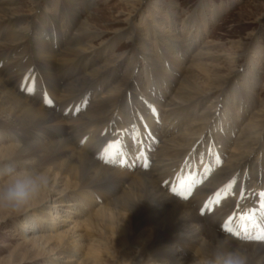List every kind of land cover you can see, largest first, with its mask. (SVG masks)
Segmentation results:
<instances>
[{
	"label": "bare ground",
	"instance_id": "obj_1",
	"mask_svg": "<svg viewBox=\"0 0 264 264\" xmlns=\"http://www.w3.org/2000/svg\"><path fill=\"white\" fill-rule=\"evenodd\" d=\"M17 1L0 0V20L6 19L0 22V159L20 162L21 168L32 160L33 167L47 172L49 187L28 203L37 209L53 200L57 212L70 207L79 213L86 228L82 236L92 241L88 262L110 264L121 247H129L127 253L135 254L129 264H197L205 251L227 239L230 250L242 247L250 264H264V240L248 236L255 232L251 224L264 227L259 195L264 192V107L258 108L254 55H248L244 70L237 69L232 62L241 43L234 41L230 69L207 62L214 56L213 41H204L212 20L201 22L194 13L176 29L177 0H120L129 25L107 30L112 33L107 39L92 15L83 16L95 0H32L29 10L15 6ZM161 2L167 18L158 9ZM49 6L55 7L51 13L43 11ZM24 21L28 27L18 29ZM124 39L131 48L121 57L116 50ZM32 63L48 82L34 81L30 74L23 83L17 81L21 74L7 72L13 66L25 71ZM71 67L73 76L64 78ZM26 83L34 84L33 92L23 88ZM132 107L133 121L120 116ZM92 142L97 151L109 148L104 160L113 167L91 158ZM118 144L124 147L117 153ZM184 172L191 175L181 179L194 181L190 198L168 189ZM218 194L226 211L221 202L211 203ZM223 213L229 214L232 234L225 223L220 233L205 226L208 215ZM41 239L68 244L73 256L80 252L63 232ZM103 244L113 253L101 249Z\"/></svg>",
	"mask_w": 264,
	"mask_h": 264
},
{
	"label": "rangeland",
	"instance_id": "obj_2",
	"mask_svg": "<svg viewBox=\"0 0 264 264\" xmlns=\"http://www.w3.org/2000/svg\"><path fill=\"white\" fill-rule=\"evenodd\" d=\"M31 1L32 0H18L15 3V6L23 8L25 10H29L30 7H34L35 4H32L33 1ZM161 1L166 4L170 2V0ZM177 1L179 5L178 10L180 15L176 29H180L182 19L194 13H197L198 16L200 15L199 19H201V22L207 19L212 20L211 25L208 27L207 31L205 30L206 35L204 41H213L214 46L211 48L210 52H214V56L206 57L205 60L207 62L213 65L221 64L226 68L225 71L230 69V66H227V63L231 61L228 58L233 54V50L235 49V47H233L235 46L234 41H240L241 43V47L238 49L237 53H244V55L239 58L237 56V53H235L234 55L236 59L233 60L232 65H237V69L244 70L246 65H248V55H254V58H256L257 60L260 72V74L258 75L259 86L256 89V93L258 95L257 100L261 105H258V108H261L262 106L264 107V0ZM119 2L120 0H95L94 4L83 15L84 17L92 15L95 18L94 21L100 25L99 29H101L98 31L103 32V34L105 35L103 38L107 39L111 37L112 33L108 31L109 29L110 31H112L117 25H129V22L126 21V18L128 17L125 12L126 10L123 6L119 5ZM164 3L161 2L158 5V9L161 8L160 14L163 15L164 18H167L165 12L166 5ZM54 8V6H49L46 8L43 7V11L51 13V9ZM5 21L6 19L0 20V22ZM22 23L18 25V29H26L28 27L25 21ZM62 38L65 39L64 37ZM103 38L96 41L98 46H100L99 43L101 40H103ZM52 41L56 44V46L60 45L59 40L58 44L56 43L57 40L55 37L52 38ZM251 45H253L254 47H251ZM118 46H121V50L118 51L117 49L116 52H119V56L122 57L128 54H124L123 52L130 50L131 43L124 39L119 42ZM255 48L257 51L252 52L255 51ZM193 50H190L191 52L186 57L185 62L181 64L182 66L180 68V72L183 71L182 67L188 66L191 63V57L194 53H196L197 48ZM247 50L249 51L248 54L246 53ZM119 56L117 57L120 58ZM0 62L2 63V65L4 64L3 60H1ZM22 68L23 66H13L10 67L7 72L9 75L15 72L21 74V77L17 81H22L23 83L30 74H33V76L29 78H33L34 81L37 80L44 83L48 82L46 77L36 66V64L32 63V65L28 66V69L25 71H23ZM71 69L72 67L66 70L64 78L67 79L70 76H73ZM29 87L34 88V84L26 83L23 86V88L26 89H28ZM47 88L48 87H46V89ZM35 90L38 93H41V87H36ZM127 111H129V113L123 111L124 114L120 116L127 121H133L135 119V117L131 114V111H133V107ZM124 124L126 126L127 124L130 125V123ZM91 145L94 148L91 151H87L90 152L91 158H93L100 164L113 167L112 164L107 163L104 160V154L108 151L109 148L107 150H105L104 148L103 150L97 151V144H95V142H92ZM123 147L124 146H122V144H118L116 148L118 149L117 153ZM0 150L3 151V145L1 143ZM156 158L157 156L155 155L154 159L156 160ZM0 160V168L3 167L2 172L7 167H13L16 169L21 168L20 162L11 164V166L7 161L8 159L1 158ZM197 165L199 164H196V167L192 166V169H194V167L199 169V166ZM3 179H5V177L0 176V181H2ZM204 179V183L207 182L210 179V175L205 176ZM220 202L223 210L226 211L224 205L225 200L222 198ZM38 206L39 207L36 209L35 207H37V205L34 206L32 203H27L18 212H12L7 209H0V264H109L106 262L94 263L93 261H86L85 254L90 248V242L92 241L82 236L86 234V228L82 223L84 218L79 213L71 210L70 207L65 208V211L59 213L57 212L58 208L56 207V201L53 200L45 204L42 203ZM190 206L199 215V209L195 206ZM63 207L65 206L63 205ZM208 212L209 211H204V213L202 212L203 217H205ZM54 220L57 222L56 225L52 224ZM228 220V213H223L219 216L208 215L206 217L205 226L219 233L220 229L222 230V232H224L222 224L226 223ZM233 223L236 222L234 221ZM57 232L65 233L67 235V240H75L79 244V247L77 246L76 248H80V252H78L77 255L73 256L74 250H72V252L67 251V249H69L67 248L69 247L68 244L60 243L55 239H48L47 241L41 239V236H54ZM27 239L29 240L27 241ZM95 239L99 240V238L97 237H95ZM109 241L111 240H108V242ZM103 242L107 243V240L105 239L103 240ZM102 246L103 247L101 249L108 250L107 247H109V245L103 244ZM128 248L129 247H121L119 253L114 254L115 258L111 259L112 261L110 264H129L130 260L132 259L131 257H135V254L127 253L129 252V250H131ZM109 252L113 253V250H110Z\"/></svg>",
	"mask_w": 264,
	"mask_h": 264
},
{
	"label": "clouds",
	"instance_id": "obj_3",
	"mask_svg": "<svg viewBox=\"0 0 264 264\" xmlns=\"http://www.w3.org/2000/svg\"><path fill=\"white\" fill-rule=\"evenodd\" d=\"M32 160H25L24 167H7L0 172L5 177L0 181V209L18 212L31 199L47 189L50 178L46 171L33 167ZM229 241L221 239L211 251H205L197 264H250L248 255L241 246L228 248Z\"/></svg>",
	"mask_w": 264,
	"mask_h": 264
},
{
	"label": "snow or ice",
	"instance_id": "obj_4",
	"mask_svg": "<svg viewBox=\"0 0 264 264\" xmlns=\"http://www.w3.org/2000/svg\"><path fill=\"white\" fill-rule=\"evenodd\" d=\"M27 91H28L29 93H31V92L34 91V89H33V87H29V88L27 89ZM45 103L48 104L49 106H51L52 103H53V102L51 101V99H49V98L47 97V95H45ZM228 187L230 188L231 185H229ZM181 195H182V193H181ZM259 195H260V197L262 198V200H261V210H262V212H264V192L260 193ZM211 203H214V204H219V203H220V196H219V194L217 195V199H216L215 201L211 202ZM206 211H207V210H206ZM205 214H206V212H205ZM249 219H251V217H249ZM225 230H226L228 233L232 234V229H231L230 227H228L227 222L225 223ZM255 239H257V240H264V232H262V234H261L260 236L255 237Z\"/></svg>",
	"mask_w": 264,
	"mask_h": 264
}]
</instances>
